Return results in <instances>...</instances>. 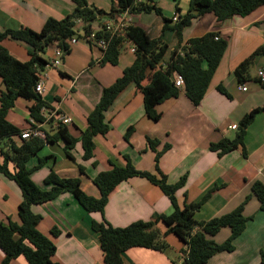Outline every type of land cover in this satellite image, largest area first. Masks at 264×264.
I'll list each match as a JSON object with an SVG mask.
<instances>
[{"label": "crops", "instance_id": "obj_1", "mask_svg": "<svg viewBox=\"0 0 264 264\" xmlns=\"http://www.w3.org/2000/svg\"><path fill=\"white\" fill-rule=\"evenodd\" d=\"M86 1L105 12L117 7L112 0ZM190 1L155 0L161 15L142 12L130 14L128 19L130 25L144 28L150 39L162 38L168 46L163 64L169 62L175 50L187 45L190 39L218 32L227 41L228 48L199 105H194L182 90L178 97L168 99L156 108L161 117L153 121L146 115L143 95L134 85H129L105 114L110 130L106 135L94 138L92 157L85 160L80 138L87 129L88 117L99 103L104 89L122 77L123 72L134 64L136 55L132 52L134 44L126 41L118 63L102 65V50L84 38L77 39L71 44L70 52L64 55L60 68L46 72L45 91L41 98L47 105L43 108L55 109L61 116L71 119L66 126L70 135L79 141L71 158L64 150V142L45 144L38 156L29 161L27 168L31 170L33 183L43 191L50 190L45 179L53 171L63 178L79 179L83 192L95 199L101 194L93 181L99 174L109 171L112 165L126 167L131 163L138 171L158 179L162 173L169 185L186 177L184 186L175 193L176 204L180 209L201 204L194 215L197 222H209L240 206H243L242 215L248 219L245 231L234 240L235 250L214 255L208 264H262L264 211L253 193V186L257 182L264 185V112L255 117L247 130L245 152L237 149L220 157L211 146L233 140L237 130L231 126L240 125L250 112L264 107V82L258 78V71H264V6L247 17L236 16L221 24L212 13L205 14L183 30V41L179 43L171 29L174 23L163 30L166 21L172 22L176 14L181 16L188 12ZM74 9L73 0H0V28H27L42 33L48 19L62 20ZM2 47L15 60H30L27 49L14 41L5 40ZM55 49L56 46L48 48L44 56L48 62ZM260 49L263 52L254 59L249 78L241 82L235 74L236 68ZM147 84L148 81L144 83ZM243 86L247 87L246 92L241 91ZM219 87L230 97L219 92ZM4 91L0 78V97ZM34 105V100L17 98L7 113V121L24 132L33 123L30 108ZM43 108L41 114L44 117ZM57 127L50 122L41 130L49 133ZM129 128L133 130L125 139ZM149 140L157 143L154 149L150 148ZM15 142L21 144L19 138ZM157 152H163L158 162L155 160ZM41 159H46L42 166L39 165ZM9 169L13 172L14 166ZM206 196L207 200L203 201ZM22 199L17 183L0 175V224L20 223ZM175 210L159 186L144 177L121 182L109 195L103 213L88 212L70 193L33 207V211L42 217L39 231L51 238L57 247L53 257L56 264H106L92 224L105 222L114 228H124L139 221L156 223L160 240L167 248L162 252L131 248L122 255L123 264H183V251L187 246L169 232L166 225L157 222L159 217H169ZM53 229L59 233L57 237L51 235ZM230 236L231 230L223 228L211 240L222 244ZM5 261L6 255L0 249V264ZM9 264L28 262L21 256Z\"/></svg>", "mask_w": 264, "mask_h": 264}, {"label": "trees", "instance_id": "obj_2", "mask_svg": "<svg viewBox=\"0 0 264 264\" xmlns=\"http://www.w3.org/2000/svg\"><path fill=\"white\" fill-rule=\"evenodd\" d=\"M112 2L117 3V7L105 12L90 6L86 0H73L74 12L62 20L48 19L42 33L27 28L19 30L0 28V78L5 86V91L0 97V175L15 181L23 195L19 205L20 223L0 224V249L6 255L3 264H9L21 256L28 264H56L53 262V257L57 247L51 238L39 231L38 226L42 217L33 211L34 206L51 202L61 194L70 193L88 212L103 213L111 192L121 182L134 177H144L159 186L176 207L173 215L161 216L157 222L166 225L168 231L175 234L187 246V250L183 251V264H208L209 259L218 253L233 252L234 240L246 229L248 219L242 215L243 206L209 222H197L194 215L201 204L185 206L182 209L176 204L175 193L184 186L186 177L175 185H169L166 176L162 173L158 179L156 176L138 171L131 163L126 167L112 165L109 171L99 174L94 179L93 182L101 194L99 199L85 194L79 179L63 178L53 171L45 179V184L50 187L48 191L39 189L31 180V170L27 168V164L38 156L46 143L64 142V150L71 158L72 151L79 141L70 135L64 124H59L55 131L45 132V139L34 137L24 140L21 139L23 131L11 125L6 118L17 98H23L35 101V105L30 108L32 121L37 125L45 122L41 109L47 105L41 95L35 92V86L40 72H43L49 63L44 58L49 47H59L68 54L74 37L86 39L91 33H95L97 39H105L108 42L101 60L102 65H116L126 41H131L136 48L134 64L127 68L112 86L104 89L99 103L88 117L87 129L80 138L85 160L92 157L94 138L98 135H106L110 130L105 114L118 95L129 85H134L143 95L146 115L151 120L158 121L161 115L156 108L164 101L178 97L182 90L194 105H199L228 48L227 41L222 39L218 32L209 33L201 38L190 39L185 46H179L170 61L165 64L166 67H163L168 46L161 37L150 39L144 28L134 25L128 27L126 37H118L106 31L104 25L105 21L127 10L131 14L155 12L161 15L160 9L154 4L155 0H112ZM263 6L264 0H191L188 12L179 16L178 21H166L163 32L170 28V23H174L171 29L181 43L183 30L196 18L212 13L217 23L221 24L236 16L247 17ZM179 12L181 11L177 7V13ZM80 23L82 27L78 28ZM5 40L24 46L30 55V60L20 62L12 58L2 47V42ZM262 52V49L256 51L236 68L235 74L241 82L249 78V69L254 59ZM175 74L182 76L184 89L175 86ZM146 81L148 84L145 86ZM218 90L230 97L222 87ZM263 112L264 107L250 112L238 125L233 140L212 144L211 150L220 157L237 149L245 152L247 130L255 117ZM34 127L35 125L31 123V128ZM132 130V128L128 129L125 139H128ZM16 138L20 139L21 144L15 142ZM149 144L150 148L154 149L157 143L149 140ZM163 152H157L156 162ZM45 162L46 159H41L39 165L42 166ZM11 165L14 166L13 172L9 169ZM253 193L261 204V210L264 211V185L259 182L254 184ZM207 198L208 196L203 201ZM156 226L157 224L153 222L139 221L128 227L114 228L105 222H95L92 224V230L98 235L106 264H123L122 255L131 248H146L160 252L167 248L166 243L160 240ZM223 228H229L231 236L226 242L215 244L211 238ZM51 235L57 237L59 233L53 229ZM261 262L264 264V255Z\"/></svg>", "mask_w": 264, "mask_h": 264}, {"label": "built area", "instance_id": "obj_3", "mask_svg": "<svg viewBox=\"0 0 264 264\" xmlns=\"http://www.w3.org/2000/svg\"><path fill=\"white\" fill-rule=\"evenodd\" d=\"M130 14L131 13L127 10V11H124L123 13L116 15L114 18L105 21L104 22L105 30L112 34H115L118 37H126L127 29L128 27L131 26L129 23V19H128ZM178 19H179V16L175 15L173 20L178 21ZM86 39L91 44L101 49L104 54V51H106V48L108 45V42L105 39H97L95 33H91ZM76 42H77V38L74 37L71 40V44H75ZM132 52L134 53L136 52L135 46L132 48ZM64 55H65L64 51L61 48L56 47L53 58L49 61V63L45 67L42 74L41 75L39 74V80L37 82V85L35 86V92L37 94L42 95L44 93L46 79H47L46 72L50 70H58L60 66L63 64ZM102 58H103V55H102ZM163 67H166L165 64H163ZM258 77L261 79L262 82H264V71H261V70L258 71ZM174 83L176 87L180 89H184V80L181 75L175 74ZM240 89L243 92L247 91V87L245 86L241 87ZM42 111H44L45 113L44 114L45 124H48L51 122L52 124H54V126H58L59 124L67 125L71 123V119L61 116L60 114H58L57 110L55 109L43 108ZM57 118H60V119L58 120ZM40 128H41V125H38L35 128L30 127L29 129L25 130L21 134V139L26 140V139H31L34 137L45 139L46 135L43 131L40 130ZM231 129L238 130V126L232 125Z\"/></svg>", "mask_w": 264, "mask_h": 264}, {"label": "clouds", "instance_id": "obj_4", "mask_svg": "<svg viewBox=\"0 0 264 264\" xmlns=\"http://www.w3.org/2000/svg\"><path fill=\"white\" fill-rule=\"evenodd\" d=\"M176 15H178V14H176ZM179 16V15H178ZM175 17V16H174ZM174 19V18H173ZM259 78V77H258ZM260 79V78H259ZM261 80V79H260ZM262 82V81H261ZM43 116V115H42ZM33 124L35 125V127H37L38 125L35 123V122H33ZM42 124H44L45 125V122L44 123H42ZM42 124H39V125H41V127L42 126H44V125H42ZM34 127V128H35ZM40 130H41V128H40ZM42 131V130H41ZM44 132V131H43ZM23 133V132H22ZM45 133V132H44ZM46 135V134H45ZM26 140H28V139H26ZM47 144V143H46Z\"/></svg>", "mask_w": 264, "mask_h": 264}, {"label": "water", "instance_id": "obj_5", "mask_svg": "<svg viewBox=\"0 0 264 264\" xmlns=\"http://www.w3.org/2000/svg\"><path fill=\"white\" fill-rule=\"evenodd\" d=\"M81 27H82V24H79V25H78V28H81Z\"/></svg>", "mask_w": 264, "mask_h": 264}]
</instances>
